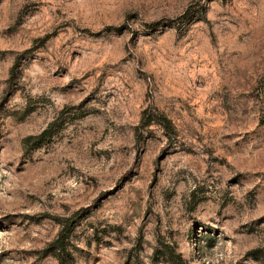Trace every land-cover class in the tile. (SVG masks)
Here are the masks:
<instances>
[{
    "label": "rangeland",
    "instance_id": "374dc122",
    "mask_svg": "<svg viewBox=\"0 0 264 264\" xmlns=\"http://www.w3.org/2000/svg\"><path fill=\"white\" fill-rule=\"evenodd\" d=\"M170 250L264 264V0H0V264Z\"/></svg>",
    "mask_w": 264,
    "mask_h": 264
},
{
    "label": "trees",
    "instance_id": "16d2710c",
    "mask_svg": "<svg viewBox=\"0 0 264 264\" xmlns=\"http://www.w3.org/2000/svg\"><path fill=\"white\" fill-rule=\"evenodd\" d=\"M150 26H154V24H151ZM116 31L120 32L121 29H115ZM161 124L168 130L170 123L167 119H162ZM48 130L45 131L40 138H43L47 135ZM62 229L58 235V238L51 244L50 248L48 250L52 252H59L65 256H69L68 251H67V246L69 242V237H70V230H71V221L70 220H62ZM47 250V251H48ZM259 251H252L249 253L250 256H253V258L257 259V254ZM170 260L173 264H179V256L173 252V250H170Z\"/></svg>",
    "mask_w": 264,
    "mask_h": 264
}]
</instances>
